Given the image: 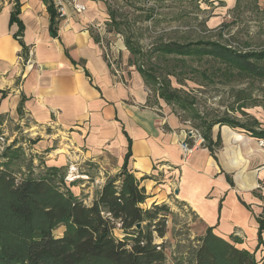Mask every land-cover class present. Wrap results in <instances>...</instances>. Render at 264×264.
Wrapping results in <instances>:
<instances>
[{"label":"crops","instance_id":"1","mask_svg":"<svg viewBox=\"0 0 264 264\" xmlns=\"http://www.w3.org/2000/svg\"><path fill=\"white\" fill-rule=\"evenodd\" d=\"M78 2L85 12L67 6L52 27L50 0H0V132L6 126L34 132L39 140L32 153L45 156L47 168L110 157L115 173L126 165L145 189L142 207L182 204L203 234L211 229L225 240L236 238L238 248L264 262V148L251 134L264 126L214 122L198 145L187 135V121L150 95L138 65L103 30L111 22L110 0ZM103 32L115 46L119 76L98 44ZM28 49L31 67L18 59ZM247 115L234 121L254 122ZM183 142L194 148L186 158Z\"/></svg>","mask_w":264,"mask_h":264},{"label":"trees","instance_id":"2","mask_svg":"<svg viewBox=\"0 0 264 264\" xmlns=\"http://www.w3.org/2000/svg\"><path fill=\"white\" fill-rule=\"evenodd\" d=\"M49 11L53 27L57 15L51 3ZM16 14L17 11L13 13L12 22ZM110 17L111 23L116 24L112 10ZM125 44L130 55L135 57L138 51L129 40ZM158 50L162 55L211 59L223 68L216 71L229 79H264V68L259 65L264 62V51H239L211 40L191 45L163 44ZM137 67L147 87L156 82L152 72ZM158 96L182 110L192 105L163 88L158 89ZM243 96L240 92L237 98L245 102L241 108H246L248 100ZM216 123L232 127L258 126L256 121L240 125L229 118L219 119ZM209 125L201 134L204 141ZM251 134L264 141V129L251 130ZM20 157L14 145L0 155V264L166 263L165 243L156 244L155 239L165 237L171 209L167 204L142 208L148 196L126 165L105 182L92 204L87 206L69 189L62 187L61 169L43 167L37 176H33L30 167L27 174L17 177L12 167L19 161L24 165L28 161L27 158L19 160ZM137 225H140L139 229L135 228ZM115 230L121 232L122 238L115 237ZM262 231L263 222H260L259 245L263 244ZM196 241L195 246L187 248L182 264H264L256 260L254 253L238 248L236 238L225 240L211 229Z\"/></svg>","mask_w":264,"mask_h":264},{"label":"rangeland","instance_id":"3","mask_svg":"<svg viewBox=\"0 0 264 264\" xmlns=\"http://www.w3.org/2000/svg\"><path fill=\"white\" fill-rule=\"evenodd\" d=\"M110 2L117 24L110 22L107 25L110 41L128 54V62L133 61L154 74L157 80L148 87L153 98H158V89L163 88L179 95L183 102L192 104L187 110L172 104L168 106L200 134L205 132L206 126L219 119L244 122L247 114H251L254 121L258 120V126H264V79H229L224 73L216 71L223 68L211 59L162 55L158 50L163 44L191 45L197 41L211 40L239 51H264V0H237L236 5H229L228 0ZM126 40L138 51L135 57L127 50ZM259 65L264 68V62ZM240 92L244 93L243 99L248 100L246 108H241L245 102L237 98ZM0 133L3 134L0 155L7 147L14 145L18 149V156H21L19 160H28L25 165L19 161L12 167L17 177L27 174L30 167L31 174L37 176L46 167L43 161L45 156L32 153V146L36 144L34 141L39 140L34 132H29L25 126H6ZM56 146L59 154L65 152L63 143L58 142ZM113 165L110 157L103 163L97 160L68 164L60 168L62 187L90 206L105 182L117 174ZM169 207L172 215L167 218V233L162 240L155 239V243H165V264H182L187 248L197 244L196 240L202 236L203 229L184 205L176 203ZM114 235L122 238L119 230H115Z\"/></svg>","mask_w":264,"mask_h":264},{"label":"built area","instance_id":"4","mask_svg":"<svg viewBox=\"0 0 264 264\" xmlns=\"http://www.w3.org/2000/svg\"><path fill=\"white\" fill-rule=\"evenodd\" d=\"M50 1L56 12L58 19H63L65 17V9L67 6L72 8V10L77 14H82L83 12H85V6L80 4L78 0H50ZM102 28L103 30H106L107 25L105 24V26ZM104 32L99 33L98 44L102 50L103 57L106 60V62L109 64L111 70L116 76H119L120 70L118 68L119 64L117 62V59L115 58L116 55V51H114L115 46L107 42ZM20 38H21L20 36L17 37L18 40H20ZM32 57H33V50L28 49L26 50L25 54L20 55L18 59L20 62H23L26 67H31L33 64ZM186 124L189 128L187 131L188 137L195 139L198 145H203L204 139L202 135L198 132V130L192 128L189 122H186ZM259 146L264 148L263 140L259 141ZM180 147L185 158L189 156L194 150L193 147H189L187 144H185V142L181 143Z\"/></svg>","mask_w":264,"mask_h":264},{"label":"water","instance_id":"5","mask_svg":"<svg viewBox=\"0 0 264 264\" xmlns=\"http://www.w3.org/2000/svg\"><path fill=\"white\" fill-rule=\"evenodd\" d=\"M135 228H136V229H139V228H140V225H137Z\"/></svg>","mask_w":264,"mask_h":264}]
</instances>
